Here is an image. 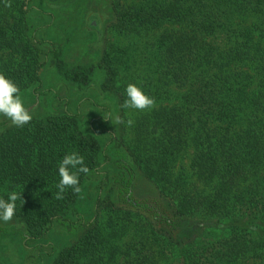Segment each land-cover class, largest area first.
Listing matches in <instances>:
<instances>
[{
	"label": "trees",
	"instance_id": "16d2710c",
	"mask_svg": "<svg viewBox=\"0 0 264 264\" xmlns=\"http://www.w3.org/2000/svg\"><path fill=\"white\" fill-rule=\"evenodd\" d=\"M42 1L0 0V72L48 105L22 127L0 124V198L21 194V247L37 264H264V0H110L113 39L74 68L47 35L61 13ZM50 71L68 99L46 88ZM129 83L154 106L126 108ZM73 152L90 171L58 199ZM138 178L169 215L134 198Z\"/></svg>",
	"mask_w": 264,
	"mask_h": 264
},
{
	"label": "rangeland",
	"instance_id": "374dc122",
	"mask_svg": "<svg viewBox=\"0 0 264 264\" xmlns=\"http://www.w3.org/2000/svg\"><path fill=\"white\" fill-rule=\"evenodd\" d=\"M51 1L54 2L43 0L40 2L39 8L41 7V9L47 12L56 8V10L61 13L60 24L55 29H50L47 35L54 42L63 44L64 52H66V61L69 67L74 68L78 65H90L96 62L108 42L113 39L112 34L104 28L108 27L111 20L109 12L110 0ZM92 16H97L99 21H103V26L100 25L97 27V23L93 21L92 24L96 27L92 28L90 26V19ZM66 22L68 28L63 26V23ZM45 77V86L47 89H59L60 99H68V92L66 88H64V85L58 82L60 79L57 73L50 71L46 73ZM72 90H75V88L73 87ZM22 98L25 101V107L29 109L32 116L43 114L46 110H44V108L48 106L43 99H39L40 101L36 103V106L35 104L33 105L34 102L28 94L22 95ZM53 104L55 110L59 109V107H63V103L61 102ZM84 109H86V107ZM5 121L8 124H12L8 118L0 116V124ZM184 164L186 167H189L190 156L187 157ZM96 185L97 179L94 177L85 186L82 192L77 211L84 219L90 218L95 208L94 191ZM132 191L135 199L146 201L150 207H159L160 210L162 208V213H167V209H165L163 207L164 205L159 201L155 187L148 180L138 178ZM119 202L121 205H125L122 200H119ZM167 214L169 215V213ZM24 236V224L19 219L13 217L12 220L7 223L0 221V264H37L36 258L33 256L36 251L34 249L31 250L30 246L21 247ZM54 237L53 243L59 246L62 238L60 239L57 235ZM64 241H66V239ZM43 249L46 255L52 253V247L47 245V243H44Z\"/></svg>",
	"mask_w": 264,
	"mask_h": 264
},
{
	"label": "clouds",
	"instance_id": "9594fccd",
	"mask_svg": "<svg viewBox=\"0 0 264 264\" xmlns=\"http://www.w3.org/2000/svg\"><path fill=\"white\" fill-rule=\"evenodd\" d=\"M127 99L124 102L126 108L132 110H145L154 106L155 100L147 95L143 88L135 83H129L125 88ZM0 114L8 118L16 127H22L28 124L33 116L29 109L25 107V101L20 95L18 85L0 72ZM116 122L120 123V118L116 117ZM131 125L132 121H128ZM89 168L84 164L83 156L76 152L67 154L62 157L58 165V175L60 177L57 184L59 192L57 198L66 188H71L73 192L80 193V174H88ZM18 200H22L21 194L12 191L8 194L7 199L0 198V221L9 222L16 214Z\"/></svg>",
	"mask_w": 264,
	"mask_h": 264
}]
</instances>
